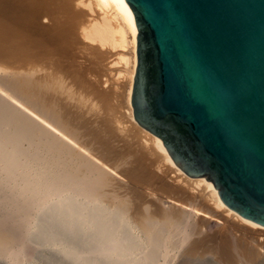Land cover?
Listing matches in <instances>:
<instances>
[{
    "label": "bare ground",
    "instance_id": "1",
    "mask_svg": "<svg viewBox=\"0 0 264 264\" xmlns=\"http://www.w3.org/2000/svg\"><path fill=\"white\" fill-rule=\"evenodd\" d=\"M131 43L134 79L137 35L126 0H0V257H18L37 228L70 264H156L169 257L172 227L184 232L187 252L177 262L187 264L214 250L211 240H226L223 229L204 237L213 215L264 234V225L222 201L213 181L178 166L161 137L118 118L109 92L80 65L84 53L103 59L115 50L113 61L128 64L120 49ZM74 86L95 95V112L106 108L107 126L93 114L86 124V93L77 98ZM229 244L221 252L234 261Z\"/></svg>",
    "mask_w": 264,
    "mask_h": 264
},
{
    "label": "water",
    "instance_id": "2",
    "mask_svg": "<svg viewBox=\"0 0 264 264\" xmlns=\"http://www.w3.org/2000/svg\"><path fill=\"white\" fill-rule=\"evenodd\" d=\"M131 104L191 177L264 225V0H126Z\"/></svg>",
    "mask_w": 264,
    "mask_h": 264
},
{
    "label": "rangeland",
    "instance_id": "3",
    "mask_svg": "<svg viewBox=\"0 0 264 264\" xmlns=\"http://www.w3.org/2000/svg\"><path fill=\"white\" fill-rule=\"evenodd\" d=\"M130 45L131 46L128 45L127 48H125V49H123V48L120 49V50L125 51L126 53L128 52L127 53L128 56L131 57V59H130L131 61L128 64L125 61L123 63L120 62V64L115 63L118 60L116 58L119 56L118 54H116L117 50H115V52L114 51L111 52L108 56L102 57L103 59H99V57L97 58L92 53H84V55L80 59L81 60L80 65L83 68L90 70V71L88 70L90 72V78L95 83L96 87L103 88L104 90H107L109 92V94L111 95L112 101L115 103V107H116L115 115L118 118L123 119L124 122L125 121H126V123L128 122V124L133 123L134 126L135 125L138 126L139 123L135 120V118L131 117V112L133 113V107L131 106L132 105L131 101H129V99L131 100V97L129 98V96H131L130 95L132 93L131 89L133 87L132 81H134V79H131L132 75H130V73H131V71L133 73L134 66H135L134 65L135 64L134 52H133L134 47H133L132 43ZM120 50H118V51H120ZM115 55H118V56L116 57ZM114 58L116 59V61H113V60H115ZM118 68H120V69H118ZM115 69H117V70H115ZM116 71L117 72L119 71L121 73H119V72L117 73ZM74 88L76 89L75 91H78L79 93L81 92L80 94L77 92L79 94V95L77 94V96H78V97L76 96L77 98H79L80 95L82 98V94L86 93V94H84L86 100L82 104V107L84 109L83 112L88 113L86 124H89L90 116L93 114L94 115L93 119H94V117H96V119L98 118L99 123L102 126H104V127L107 126L109 123H108V120L105 118L107 116L106 108H102L101 111H98V112H95V110H94V108L96 107V104H93L95 95H93L91 92H87L86 90H84V88H82L83 93H82V90L76 88V86H74ZM129 91L131 93H129ZM87 94H88V97L86 98ZM75 95H76V93H75ZM81 98H79V99H81ZM131 108H132V110H131ZM128 109H130V110H128ZM93 112L96 114H94ZM130 118H132L134 121ZM121 125L123 126V124H121ZM161 164L164 165L163 166L164 168H167L166 167L167 165L165 166V162H162ZM169 174H171L172 177H175V174L173 171H171ZM166 195H167V193H166ZM130 198L133 201V197H130ZM197 202H198V204H197ZM197 202L194 203L195 207L196 206L198 207L201 204L202 207H203V205H204V207L209 206L208 208L211 209V205L206 203L207 206H205L204 202H202L203 204L200 203V201H198V200H197ZM107 203L112 204V201L109 200ZM202 207L200 206L199 208H202ZM213 209L214 210L216 209L215 210L216 212L219 210V208L217 210V207H214ZM223 211L224 210L220 209L219 212L222 213ZM234 218H235V216H233V220H232L231 215H230L228 221L225 220L224 218L218 216V215H215V216L213 215V217L208 218L207 222L203 226L204 227V233H203L204 237H209V235L211 237L223 229V230H226L225 232L227 233V238L225 241L223 240V238H221V239L218 238L217 240H211L210 243L211 242L213 243L214 250H209V248L208 249H201V251L198 252L197 254H194V255L192 254L195 257V258L193 257V259L195 261L193 259L192 260L190 259L192 257V255H191V257L189 258V262L191 260L193 264H264V256L251 258L252 256H250V254H249V250H251L253 248H255V249L257 248L258 251H259V249L264 250V246H262L260 244L261 242L262 243L264 242L263 232L261 233L260 231H258L256 229L249 228V227L245 226L244 224H242L241 221L239 222V219L235 218L236 219L235 220ZM219 219H221V220H219ZM193 221H194V223H196L194 218H193ZM171 230H172L171 234L173 233L172 237L174 236L172 238V240L174 239L173 243H175V245H176V241H178L177 245H179V246H177L178 248H175L174 244L172 242H170L171 246H173V247H171L169 257L168 256H162V254H161V256L160 255L157 256V259L155 260L157 262L156 264H159V263H161V264H176L177 263L178 264L177 261L179 260V258H177V257H180V259H181L182 257H184L181 253L187 252L183 249V248H185L187 250V246L186 247L182 246L183 247L182 248V247H180L181 244L179 243L181 241V238L183 237V233H184V232H181L182 229H180V228L177 229L175 227H172ZM33 237L35 238V241L28 242V244H26L22 253L18 257L14 258V259H10L6 256H2V257H0V264H70L71 258L69 256L63 254L62 246H60V244L58 245V244L54 243V241L48 235L42 236L40 230L37 228L36 230H34ZM179 238H180V240H178ZM220 240L221 241L223 240V241L221 242ZM225 242H228V244L230 243L229 244L230 247L233 245L232 246L233 248L232 247L231 248L233 249V253L235 254L236 260L228 261L227 259H225L224 255L221 252V251H223L222 246L225 244ZM218 246H219V250H218ZM242 247H244V248H242ZM174 248L177 250L175 251ZM220 248H222V249H220ZM244 249L246 250V252ZM179 250H180V253H179ZM182 251H185V252H182ZM175 252H177L176 254L179 253L180 255L174 254ZM175 255H176V258L174 257ZM164 257H166L168 260L165 259ZM158 258H159V260H158ZM197 260L199 263H197ZM189 262L187 264H190Z\"/></svg>",
    "mask_w": 264,
    "mask_h": 264
}]
</instances>
